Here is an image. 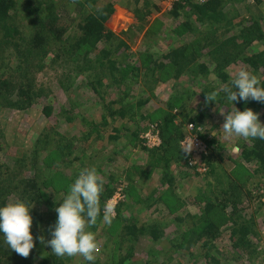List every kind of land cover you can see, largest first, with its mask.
<instances>
[{
    "label": "trees",
    "instance_id": "obj_1",
    "mask_svg": "<svg viewBox=\"0 0 264 264\" xmlns=\"http://www.w3.org/2000/svg\"><path fill=\"white\" fill-rule=\"evenodd\" d=\"M115 1H68L75 4L72 8L78 14L75 17L78 18L76 32L70 36L68 30L70 29L68 22L70 11H68L67 3L61 0H0V60L5 58L1 50L9 51L10 55L13 54L9 58L12 70L13 68L18 70L16 73H7L8 70L1 65L0 109L7 105L9 108L25 110L26 106L33 105L40 109V113L45 118L43 127L36 134L30 149L25 152L18 150L17 156L11 158L15 166L5 164L3 166L0 162V184L7 174L13 178V182L0 185V193L7 191L2 198L0 197V205L6 203V195L10 193L16 199L33 202L31 231L34 239L41 235L45 239H50V226L55 222L54 209L58 205L54 201L56 190L61 188L67 192L80 169L95 167L103 177L104 190L100 198V215L90 230L96 233V238L99 232H102L103 236L106 234L95 264H174L172 256L163 251L166 245L162 237L167 227H170V231H174L175 242H172L173 237L166 241L171 251L183 249L190 253L198 242L202 241L203 245L210 244L221 234V227L228 223L231 224L229 238L233 241V247L241 246L246 243V234L251 226L247 219H242L239 215V204L244 194L246 196L251 194L250 190H244L242 184L239 185L233 180L226 179V187L221 189L213 190L210 187L196 194V200L203 204L197 216L189 215L190 213L181 216L175 213L174 201L177 198L169 193V190L155 197V190L148 195L138 197L139 204L135 206V213L129 214V203L121 201L115 205L116 215L112 217L111 223L100 225V221L106 201L116 189L114 183L117 180L121 182L122 176L125 177L127 196L128 186L132 187L136 170L142 169L139 165L127 166L117 172L111 169V164L121 154L118 148L119 139L123 138V147L128 144L133 147L138 146L137 140L141 130L151 121L158 120L161 144L155 149L143 145L139 148L147 151L146 154L149 156L147 164H151L153 168L161 164L162 170H166L161 173L163 179L160 182L168 183L169 187L174 181V174L170 172L172 161L177 163V168L191 163V154L181 149L179 142L183 134L180 133L179 125L175 124L174 117L180 116L185 121L192 122L193 130L197 131L206 147L214 150L215 154L223 148V144L220 145L214 140L213 133L206 137L204 132H200L204 110L193 112L194 109L189 107V104L194 92L189 93L186 87L180 86V83L176 81L183 75L196 76L197 73L207 69L208 66L199 61L201 51L205 50L216 71L215 77L220 83L228 84L235 75L225 69L234 64L239 68L247 67L255 72L264 84L263 17L260 15L255 18L250 15L247 18L250 23L242 24L238 32H230L231 29H226L223 33H217L211 29L201 28V23L207 21L201 15L209 16L210 13H216L223 0L199 2L173 0L168 11L173 21L169 30L175 36L190 33L193 37L164 50L158 47L161 40L157 39L158 41L155 42L152 37H157L156 34L160 31L166 34L168 28L158 17L148 19V14L158 10L159 2L165 0H126L131 5L138 28H146L143 35L146 47L132 53L130 41L128 42L107 26ZM245 2L259 3L260 0H252V2L245 0ZM150 4L151 7H149ZM198 30L202 32L198 34ZM121 33L125 34L123 31ZM254 41L262 47L253 48ZM53 44L59 48L57 53H54L55 59H62V61L72 58L78 62L81 57L87 58V54H92L98 49L93 59L87 58V61H95V63L87 64L86 67H89L90 72L85 75L86 84L95 95L94 104L98 105L97 112H95V118L79 115L84 128H80V131L73 135L61 133L58 129L59 121L56 119L58 117H54L51 113L52 103L40 101L46 92L34 83V79L30 78L34 68L42 65L40 62L42 55L47 53L44 50ZM53 48L55 47H50V49ZM99 66L103 68L102 74L105 75L99 73V68L95 70ZM9 78H11L10 81ZM13 78L16 79L13 80ZM168 79L174 82L168 99L161 101V106L145 111L144 107L149 98L143 96L144 86L151 90L158 82ZM138 85H141V90L137 92V95H132L134 87ZM11 95H13L12 98ZM217 103L225 107L226 112L233 110L230 101L222 92ZM234 106L241 111L244 108H251L260 114L259 119L264 123V104L253 100L248 103L234 102ZM62 108L65 107L61 105L62 118L67 120L68 124H76L75 119L70 115L73 113V107L70 106L67 111ZM47 122L51 124L46 125ZM49 134L52 137H49ZM4 136V132L0 130V151L6 143ZM101 140H106V144H101L98 148ZM88 141L89 143L86 144ZM109 143H113L109 152L100 157L95 166L84 160L85 146L92 151L97 148V153H101L105 152V147ZM214 143L217 146L213 145ZM235 144L237 152L228 156L234 166L226 169L227 175L237 174L240 176V182L244 178L241 177L243 175L248 177L252 173H261L264 176V140L242 138ZM0 154L3 155L4 152ZM26 158L31 159V167L24 175L14 176L17 170L24 168L22 165L25 166ZM245 163L252 164L253 169L250 170ZM68 168H71L69 173L66 172ZM14 177L17 179L15 180ZM160 200L165 201L170 211H173L172 220L169 223L165 222L164 225L160 219L139 224L137 212L140 211L139 208L142 209L140 206L155 204ZM142 236L148 237L152 243L147 244V248L137 251L136 243ZM205 256L207 264H219L216 256L210 252H207ZM76 259H78L77 262ZM0 264H89V262H86L83 257L81 259L76 256L57 257L51 252L50 247L41 244L38 240L30 255L25 258L9 249L0 235Z\"/></svg>",
    "mask_w": 264,
    "mask_h": 264
},
{
    "label": "rangeland",
    "instance_id": "obj_2",
    "mask_svg": "<svg viewBox=\"0 0 264 264\" xmlns=\"http://www.w3.org/2000/svg\"><path fill=\"white\" fill-rule=\"evenodd\" d=\"M68 1L70 2V0H61V2L67 3L69 8L68 11H70V18L67 20L70 23V29L68 30L71 36L76 32L78 18L75 17L78 14L74 12L72 8L75 4L73 5ZM102 1L105 2L107 0ZM172 1L173 0H165L159 2V9L151 11V13L148 14V19L158 17L163 21V25L168 28L166 29V34L160 31V33L156 34L157 37H152L155 42L158 41L157 39L161 40V42L158 43V47L160 46V49L164 50H168L172 46L188 41L193 37L190 33L175 36L172 31L169 30L170 26L173 24L168 12L171 8ZM197 1L199 2L202 0ZM250 2H252V0H250ZM149 7H151V4ZM216 11L217 12L214 14L210 13L209 16L201 15L204 20H207L201 23V28H207L208 30L211 29L217 33H223L226 29H231L230 32H238L241 29L242 24L248 25L250 23L247 19L250 15L255 18L261 15L264 20V0H260L259 3L252 2L251 4L246 3L245 0H223V3ZM195 13L199 14L201 12ZM137 25L138 22L131 10V5H129L126 0H116L114 3V10L107 20V26L128 42L130 41L132 44L130 52L132 53L146 47L144 41L145 38L143 37L146 28L144 27L140 29ZM121 31L125 34H122ZM201 32V30H198V34ZM224 35L226 36V33ZM55 45L56 44H53L52 46H49L48 49L44 50L47 51V53L42 55L43 58L42 61H40L42 62V65L34 68L30 78H32V80L34 79V83L39 85L42 90L44 89L46 92V94L43 95L44 98H41L40 101L42 103L48 101L52 103L53 108L51 113L54 114V117H58L56 119L59 121L58 129L61 133L64 135H73L74 133H78L80 128H84V125L80 122L79 115L95 118V112H97L98 105L97 103L94 104L95 95L86 84L85 75L90 72L89 67H86L87 64L92 65L95 63V61H87V58L93 59L98 49L94 50L92 54H87V58H78V62L72 58L62 61V59H55L54 53H57L59 50ZM50 47L55 48L50 49ZM252 47L259 49L262 46L257 41H254ZM201 52L199 61L207 65V69L202 73H197L196 76L183 75L176 82L180 83V86L186 87V89L189 90V93L194 92L189 104V107L194 109L193 112H197L200 109L204 110L203 122L199 128L200 132H204L206 137L213 133L214 140L220 145L223 144V148H221L217 154H215L214 150L212 151L208 149V146L202 151H198L196 148H199V146L197 145V142L193 141L192 151H195L194 153L189 152L191 154V163L183 165L180 168H177V163L174 161L170 164V172L171 174H174V181L169 187L168 183L160 182L163 179L161 173L166 170H162L161 164L154 168L151 164H147L149 158L148 154H146L147 151L139 148V146L143 145L150 149H155V147H158L162 142L159 121H151L148 126L141 130L139 139L137 140L138 146L133 147V145L128 144L123 147L124 140L122 137V139H119L118 148L120 149L121 154H119L116 157V160L111 164V169L113 168V170L117 172L122 171V169L127 166L132 167L133 165H139L142 169L136 170L132 187L128 186V197L126 196L127 180L122 176L121 182H119L120 180H117L114 183L116 189L113 195L108 201H106L105 206L107 204L113 205L111 216L114 217L116 215L115 205L124 201L125 203H129L128 207H130V210L127 209L128 213H135V206L139 204V201H137L138 197L148 195L155 190L156 192L154 196H157L161 192L169 190V193L177 198V200L174 201V204H176V210H174L175 213L181 216L186 213L197 216L200 214V208L203 204L199 200H196V194L200 191H206L207 188L210 187L213 188V190L226 187V179L228 181H237L239 185H243L242 188L244 190H250L251 194L249 196L244 194V198H242V201L239 204V215L242 219H247L251 226L249 232L246 234V243L236 248L233 247V241L229 238V228L231 224L228 223L221 227V234L210 244L203 245L202 241L198 242V245L191 249L190 253L183 249H175L174 251H171V247L166 241L170 238L172 239L174 231H170V227H167L165 228V234L162 237V239L165 240L166 245V247L163 248V251L172 256L171 258L174 264H207V262H205V260L207 261V257L205 256L207 252L215 255L219 264H264V176H262L261 173H252L248 177L243 175L241 177L244 178L240 182V176H237V174L233 173L232 176H230L231 174L227 175L228 172H226V169H231L234 166L228 156L237 152V145L235 143H237L238 139L242 138H226L222 128L224 121L222 113L226 112L225 107L218 105V103L214 101H208L206 103V96L204 95L213 90L222 88L224 84L220 83L217 77H215L216 71L213 69L206 51L203 50ZM1 53L5 58L0 60V68L1 65H3V67L8 70L7 73H16L18 70L16 68H13L12 70V66L9 62V58L12 57L13 54L11 53L10 55L9 51L4 49L1 50ZM98 68L99 73L102 74L104 71L102 70L103 68L99 66L96 67L95 70ZM225 69H227L229 73H235L239 67L232 64ZM9 75L11 77L13 76L11 74ZM106 75H108V73H106ZM10 79L11 78H9V81ZM15 79L16 78H13V80ZM173 85V80L168 79L167 81H160L152 87V94H150L151 90L144 86L145 93L143 96L144 98H149L144 110H151L154 107L161 106V101H166L170 96ZM140 88H142L141 85L135 86L132 95H137V92L141 90ZM12 97L13 95H11V98ZM61 105L65 107L62 108L65 111H67V108L69 110L70 106L73 107V113L69 114L75 119L76 124H68L67 120L62 118L63 112L61 111ZM44 120L45 118L42 113H40V109L37 106L31 105L26 106L25 110H17L4 105L0 109V130L4 132V140L6 142L4 143L5 146L0 151L4 152L3 155L0 154L1 165L4 166L5 164L13 167L14 164L11 158L13 159L17 156L18 150L25 152L30 149L36 134L40 131L41 127H43ZM49 122H47L46 125L51 124ZM174 122L176 125H179L180 133L183 134L182 139L179 142L180 146H182L183 142L190 137H196L205 144L204 140L198 136L197 131L193 130L194 127L192 128L190 126L192 122L188 120L185 121L180 116L174 117ZM150 124H156V128L152 129V133H159L160 143L157 146H150L152 142L144 137V134L148 129H151ZM49 137L52 136L49 134ZM88 143L89 141L86 144ZM99 143L100 146L98 148L101 147V144H106V140H101ZM96 145H98V143H96ZM112 145L113 143L107 144L105 152L103 151L101 153H97V148L92 151L91 148L85 146L84 160L87 163H93L95 166L98 159L104 156L106 152H109V148H111ZM213 145L217 146L216 143ZM31 162V159L26 158L24 161L25 166L22 165L24 168L20 170L15 169L17 171L13 175H24V173L31 167ZM245 164L250 170L253 169L252 164ZM70 170L71 168H68L66 172L69 173ZM14 178L15 180L17 179V177ZM9 182H13V178L11 175L7 174L2 183ZM131 189L132 193L130 194ZM5 192L7 191L0 193L1 198ZM65 193L66 192L61 188L56 190L54 194L55 203H59V201L63 199ZM14 200H16V198L12 193L6 195V203ZM144 205L140 206L142 209L139 208L140 211L137 212V221L139 224L150 222V220L155 221L156 219H160L162 221L161 223L164 225L172 220L171 214L173 211H170V208L165 201L160 200L155 204ZM103 212L100 225L105 224L103 220L105 208ZM124 212L127 213L126 211ZM104 236H106V234H104ZM104 236L102 232H99L97 238L99 251L102 247ZM172 242H175L174 237ZM149 243H152V241L148 237L146 238L142 236L139 238L138 243H136L135 249L137 251L143 250L147 248V244ZM156 247L157 246H155V248ZM78 257L81 259L79 255L76 256V258ZM77 260L78 259L75 261L77 262Z\"/></svg>",
    "mask_w": 264,
    "mask_h": 264
},
{
    "label": "clouds",
    "instance_id": "obj_3",
    "mask_svg": "<svg viewBox=\"0 0 264 264\" xmlns=\"http://www.w3.org/2000/svg\"><path fill=\"white\" fill-rule=\"evenodd\" d=\"M221 92L234 109L222 113L225 137L264 140V123L259 119L260 114L251 108L241 111L234 106V102L248 103L253 100L264 104V84L260 77L247 67H241L228 84L206 94V103L217 102ZM193 139L194 137H190L183 142L181 149L185 153L192 150ZM103 190V179L95 167L80 169L54 209L56 219L50 226V239H45L42 235L34 239L31 231L33 202L16 199L0 205V235L3 242L9 249L25 258L30 255L38 240L50 247L57 257L79 255L89 264H95L99 243L96 233L90 229L100 215ZM112 211L113 205L107 204L103 217L105 223H111Z\"/></svg>",
    "mask_w": 264,
    "mask_h": 264
},
{
    "label": "built area",
    "instance_id": "obj_4",
    "mask_svg": "<svg viewBox=\"0 0 264 264\" xmlns=\"http://www.w3.org/2000/svg\"><path fill=\"white\" fill-rule=\"evenodd\" d=\"M151 129H148V131L144 134V137L147 138L148 141H151L152 144L150 146H157L160 143V138H159V133H152V129L156 128V124H150ZM190 126L193 128L194 124L191 123ZM146 140V139H145ZM194 142H197V145L199 146V148H196L198 151H202L206 145L200 141L198 138L194 137L193 139ZM197 146V147H198ZM195 150H191L190 152L194 153Z\"/></svg>",
    "mask_w": 264,
    "mask_h": 264
}]
</instances>
